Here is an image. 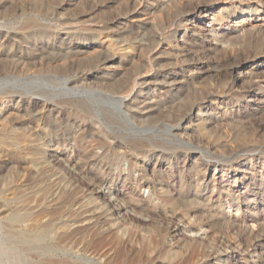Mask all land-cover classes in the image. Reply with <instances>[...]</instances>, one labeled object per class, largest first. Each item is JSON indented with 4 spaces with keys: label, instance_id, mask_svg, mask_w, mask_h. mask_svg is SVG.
<instances>
[{
    "label": "rangeland",
    "instance_id": "rangeland-1",
    "mask_svg": "<svg viewBox=\"0 0 264 264\" xmlns=\"http://www.w3.org/2000/svg\"><path fill=\"white\" fill-rule=\"evenodd\" d=\"M0 103V264H264V0H0Z\"/></svg>",
    "mask_w": 264,
    "mask_h": 264
},
{
    "label": "bare ground",
    "instance_id": "bare-ground-1",
    "mask_svg": "<svg viewBox=\"0 0 264 264\" xmlns=\"http://www.w3.org/2000/svg\"><path fill=\"white\" fill-rule=\"evenodd\" d=\"M241 19V18H240ZM228 58V57H227ZM25 60V59H23ZM22 60V61H23ZM104 60V59H103ZM220 60V59H219ZM28 63V62H27ZM222 63V62H221ZM10 64V63H9ZM217 64V63H216ZM25 65V64H24ZM14 67V65H13ZM22 67V66H21ZM23 72V71H22ZM19 74V73H18ZM10 92V91H9ZM8 96V95H7ZM117 96V95H116ZM4 103V102H3ZM3 103H0V111H2V109L4 108L5 104L3 105ZM77 104L79 106H84V103L80 100H77ZM7 105V104H6ZM8 106V105H7ZM5 109V108H4ZM6 112V111H4ZM12 112V111H10ZM13 113V112H12ZM8 114V113H7ZM4 116V115H3ZM107 117L109 118L110 115L107 113ZM33 122V121H32ZM37 122V121H36ZM31 124V123H30ZM35 126H39L38 124H33ZM259 125V124H258ZM5 129V128H4ZM13 130V129H12ZM33 131V130H31ZM40 131V130H39ZM20 132V131H19ZM2 137L4 138H10L12 145H14V147H16L18 150H22V148L24 147H35L36 149L39 147V145H41V143L35 144V141H39L41 139H43L44 137H48V134L45 130H41V133L39 136H37V138L39 139H34V138H29L27 136H25L23 133H14L11 131H5L3 134H1ZM30 136V135H29ZM6 141V140H5ZM4 141V142H5ZM10 142V141H9ZM49 143V142H48ZM43 146V145H42ZM57 147V146H56ZM42 149V148H41ZM17 150V151H18ZM26 150V149H25ZM60 177V176H59ZM30 181V180H29ZM149 181V180H148ZM18 182V181H17ZM142 184V183H141ZM26 185V184H25ZM48 183H42L39 184V186L35 189V191L40 192V193H44L47 192L48 189ZM155 185V184H154ZM157 186V185H156ZM23 187V186H22ZM17 189V188H16ZM156 189V188H155ZM9 191V190H8ZM15 192V190H14ZM157 192V191H156ZM4 193V192H3ZM11 193V192H10ZM55 194V193H54ZM12 195V194H10ZM34 195V194H33ZM1 197V196H0ZM18 200V199H17ZM23 200V199H22ZM26 201V200H25ZM24 201V202H25ZM4 202V201H3ZM20 203V202H19ZM26 206V205H24ZM228 207V206H227ZM24 208V207H23ZM22 209V208H21ZM20 209V210H21ZM30 210V209H29ZM7 211V210H6ZM238 211V210H237ZM2 211H0L1 213ZM18 212V211H17ZM3 214V213H2ZM27 213L26 212H19V213H12V214H8L7 218L10 220L11 222V226L10 227H15L18 224L21 225V229L23 230H30V232H28V234H26V236H21L22 241L28 245L30 242L34 241V242H39L40 240L44 239L45 237L48 236H52V226L51 223H44V224H36V223H32L27 219ZM46 216V215H45ZM44 218V217H43ZM114 224V223H113ZM20 227V226H19ZM66 227V226H65ZM57 228V227H56ZM5 232V231H4ZM13 236H9L8 240L13 241ZM61 264V263H60Z\"/></svg>",
    "mask_w": 264,
    "mask_h": 264
}]
</instances>
